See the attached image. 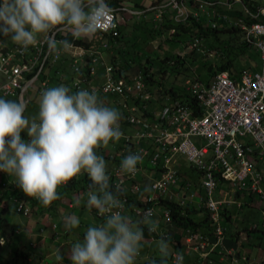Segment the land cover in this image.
<instances>
[{"label": "built area", "instance_id": "2783aa9c", "mask_svg": "<svg viewBox=\"0 0 264 264\" xmlns=\"http://www.w3.org/2000/svg\"><path fill=\"white\" fill-rule=\"evenodd\" d=\"M114 1L118 9L128 5L124 0ZM157 1L152 5L155 10L153 18L160 22L164 21L169 10L175 22L190 17L199 20L200 14L192 9L195 7L209 16L212 28L219 25L238 28L244 44L259 51L261 70L246 69L238 75L224 71L216 73L206 83L198 77L186 78L187 96L183 97L153 88L141 73L125 76L114 65L104 61L99 47H75L77 56L89 55V62L86 73L77 77L73 86L76 91L85 88L95 90L100 97L112 96L111 100L121 114V131L124 134L121 146L115 153L105 152V157L112 162L108 170L112 191L115 193L116 186L120 185L119 198L124 203L123 209L115 211L126 215L131 210L132 215L139 219L146 210L152 209V218L159 216L167 227L161 234L167 238L170 236L168 228L174 225L171 204L181 208L180 216L184 214L185 207H202L207 212L208 230L202 232L191 227H178L184 244L200 251L203 257L218 248L219 252L231 255V260L236 261L234 250L225 245L229 209L232 204L237 208L241 204L236 198L238 191L234 192V189L248 190L258 197L263 205L261 220L264 223V0ZM152 2L147 0L146 5L151 6ZM218 7L238 12L231 17ZM111 8L112 14L98 32L116 37L120 34L122 17ZM170 31L174 32V29ZM56 39H60L58 34ZM198 42L196 39L191 48L197 47ZM107 46L106 41L101 45L102 48ZM47 57L53 61L60 59L50 54L42 38L27 52L19 50L18 45L7 46L0 53V95L24 102L25 93L39 76ZM98 68L102 71L99 79L95 78ZM74 69L79 72L78 67L74 66ZM87 76L91 78L87 79ZM45 86L47 81L42 80L41 87ZM41 87L40 93L43 91ZM193 137L206 139V143L197 146ZM137 152L143 156L142 163L137 165V174L132 176L121 172L122 159ZM178 156H185L191 168L198 172L195 180L181 172ZM5 175L0 172L1 187L7 185ZM81 176L88 178L87 174ZM220 183L233 188L223 191ZM83 186L75 188L78 201L81 194H88L90 189L87 184ZM11 187L19 188L16 179L12 180ZM146 188L150 190L146 191ZM18 199L21 200L18 212L24 216L32 214L27 201L20 196ZM87 200L88 195L81 201L87 203ZM68 206L73 207L72 201ZM157 207L161 209L159 214ZM93 212L97 218L105 220L95 208ZM0 239L5 242L1 226ZM182 258L181 254L173 253L172 261L180 262Z\"/></svg>", "mask_w": 264, "mask_h": 264}, {"label": "clouds", "instance_id": "9594fccd", "mask_svg": "<svg viewBox=\"0 0 264 264\" xmlns=\"http://www.w3.org/2000/svg\"><path fill=\"white\" fill-rule=\"evenodd\" d=\"M125 2L128 3V1ZM145 2L147 0H144L142 4L143 10L139 11L144 13L142 15L144 20H146L145 14H149L153 18L155 10L152 5L158 1L153 0L151 6H147ZM110 5L119 15L122 11H131L130 9H132L129 4L124 9H118L114 0H0V36L10 38L14 44L19 46V50L22 52H27L31 47L36 46L42 38L46 42L50 54L54 55L56 59L60 57L59 60H61V52L73 48L76 50L73 54L74 58H79L82 61L86 60L88 63L89 55L86 53L81 57L77 56L78 49L75 47L85 49L99 47L102 50L105 62L114 65L125 76L132 77L119 67L115 60L116 56H114L116 46L119 45L117 38L121 36L122 15H120L122 23L118 36L111 37L98 32L102 25L107 23L108 17L113 12ZM218 8L232 17L237 15L238 12L236 10L228 11L223 7ZM190 19L199 23L203 22L201 17L199 20L190 17L185 21L175 22L171 19V10H169L164 21H159L157 25L163 26L168 22L169 24H182ZM153 21L158 20L153 18ZM201 24L204 26L203 23ZM209 27L212 28L211 22ZM220 27L235 28L241 35L240 30L234 26L220 25ZM216 28H219V26ZM170 29H174V32H171ZM164 30L170 35L177 33L174 26ZM57 34L61 35V37L58 36L59 40L56 39ZM68 34L72 36L71 41L67 39ZM96 34L101 37L96 45L89 41L90 46L88 47L85 44L78 45L75 43V40L87 41L83 38H91ZM198 37L197 35L194 39V41L196 39L199 41L198 46L191 48V44L189 45L190 49H197L200 46L201 37ZM104 41L108 44L106 48L101 47ZM108 51L113 54L111 60L107 59L106 52ZM209 53L213 55L212 52ZM48 58L40 68L39 76L34 80V83L38 79L40 81L44 80L41 78V74ZM77 62L78 60L74 59L72 66L74 67ZM85 71L84 73H86ZM241 71L242 69L233 73L227 72L238 75ZM138 73L143 74L148 82H153L150 74L140 71ZM216 73H213L212 77ZM194 77L199 78L198 75H194ZM86 78L90 79L91 77L87 76ZM95 78H101L100 73H97ZM39 87H41V83L37 86L38 91ZM166 90L168 89H164L169 94L187 96L185 91L180 93L173 87H170L169 91ZM103 99L104 96L100 97L95 90L81 88L72 92L69 87L63 84L49 87L40 93L37 116L30 118L25 115L27 109L25 98L22 102L17 98L16 100H9L0 97V172L15 177L13 180L16 179L19 188L13 189V192L16 193L17 198L20 196L27 201L32 214L36 210L34 209L36 204L33 205L27 197L36 199L47 207L61 198L58 190L70 181L83 174H87L91 181L87 194L88 200L87 203H84L89 210L95 208L101 216L105 217V220L101 219L104 222L103 224L88 227L83 241L72 244L68 257L71 264H137V258L141 256L143 248L142 242L147 241L150 243L153 240H158L156 250L159 255H154L153 259L160 258V262L156 263L151 260V264H203L204 262H215L214 258H218L220 261L228 259L230 264H263L261 260L255 258L254 250L249 247L251 243L250 235L253 232H248V229L258 230L259 227L257 223L250 220L252 212L259 211L260 223L264 228V223L261 220L263 205L258 197L250 193L252 200L244 202L239 200L240 197L237 192L238 196L236 195V198L241 204L235 210L232 204L227 215L226 225L228 231L225 245L227 248L234 250L236 261L231 260V255L219 252L218 248L206 257H203L200 251L187 248L181 238V230L174 226L175 223L168 228L170 236L164 238L161 234L166 231L167 227L159 216L156 219L152 218L154 215L152 209L146 210L139 219L132 215L131 210H129L130 216L128 211L126 215L122 211H115L124 208V203L119 198L121 186H116L115 193L112 191L107 162L102 155L98 154V150L107 149L110 144L119 142L124 134L121 131V114L119 110L116 109L111 99L108 102H111L113 107L107 105ZM24 133L27 135L26 139L22 138ZM142 161V154L138 152L131 153L122 159L120 170L123 173L135 176L139 171L137 165ZM262 187L264 189V179ZM16 190L22 191L24 194H17ZM145 190L150 189L146 188ZM254 198L259 201L258 204L257 202L253 203ZM83 199L85 198L80 197L78 201L75 198V201L79 203ZM64 200L61 204H67ZM244 208L249 209L248 214L243 215L249 216L247 223H245L244 217L239 218L238 215L239 209L242 211ZM179 209L181 210V208ZM183 209L184 213L187 210L196 211L195 215L197 217L193 218L191 215V220L197 225L202 223L204 227L199 225L194 230L207 232L208 223L205 209L195 205ZM4 210L3 208L2 211L4 212ZM44 213L40 215L43 217ZM192 213L190 212L189 215ZM203 214L205 215L203 216ZM0 218L1 221L5 217L0 216ZM158 220L162 221V225L158 224ZM53 223L55 222L50 225L52 229L54 228L52 227ZM72 224L78 226L79 221L73 219ZM2 228L5 242L0 239V244H2L0 246L5 245L12 238V236L6 235L8 227ZM228 240L233 241V245H228ZM246 243H248V246H245ZM259 244L253 243V246L258 248ZM170 245L172 252H170ZM173 253L181 254L183 256L182 260L174 263L172 261ZM63 259L64 257L61 254L57 256L58 261L62 262Z\"/></svg>", "mask_w": 264, "mask_h": 264}, {"label": "rangeland", "instance_id": "374dc122", "mask_svg": "<svg viewBox=\"0 0 264 264\" xmlns=\"http://www.w3.org/2000/svg\"><path fill=\"white\" fill-rule=\"evenodd\" d=\"M127 1L128 4L132 6L130 7L132 9H130L131 11H122L120 13L123 17V24L121 25L122 43L117 45V48H120L122 51L119 53L117 52L115 60L119 67L130 76H134L139 71L150 74L153 78V88L159 87L164 90L173 87L180 93L184 92V80L186 78L192 79L194 75H198L201 81L205 82L211 79L216 65L228 59L232 60L233 67L236 71L241 69H251L253 71L261 70L259 52L252 46H244L241 35H239V37L232 35L231 38L234 37L232 39L229 38V34L222 32L218 39L213 35L207 37L198 35L201 37L200 46L192 50L189 45H191L197 37V32L195 34L180 32L179 34L175 33L176 36L170 35L166 30L161 33H151V28H159L161 25H157L159 21H153V18L150 17L149 14H145L146 20H144V17H142L144 13L139 12L143 10L142 4L144 0ZM192 9L198 11L205 28H208L211 22L209 16H207L204 11L201 12L195 7H192ZM192 21L193 20L190 19L187 23ZM219 28H221L220 25ZM100 38V35L96 34L91 38L83 39L96 45ZM81 44L83 45V43ZM13 45L16 44H14L10 38L0 36V53L6 49L7 46L11 47ZM231 48L236 50L232 52ZM209 52H212L213 55H210ZM106 53L107 59L111 60L113 54L110 51ZM74 59L78 60L77 64L74 65L79 68V73L75 72L72 66ZM177 59H179V62H176ZM86 63L87 61L79 60V58L76 57L71 58V60L61 59L57 61H53L51 57H49L41 74V78H43L44 81L47 80L48 85L46 88L42 89L45 90L49 87L63 84L69 87L72 92H75L76 90L74 89L73 83L77 77H80V75L84 73ZM211 65L213 69H208ZM97 73H100L101 76V70L99 68ZM40 83L41 81L38 79L25 93V99L27 100L25 115L27 117L31 118L38 114L40 93L37 90V86H39ZM103 96L104 102L113 107V104L108 102V100L112 99V96L107 94ZM0 97L16 100V98L13 97H5L2 95H0ZM22 138H27L26 133L22 134ZM192 140L197 146L206 143V139L200 137H193ZM120 146L121 140L110 144L107 149L102 148L98 150V154L102 155L107 162V170L112 166V162L105 157V152L115 153L119 150ZM177 160L181 172L193 176L191 179L195 180L199 174L191 168L185 156H178ZM14 178L15 177L7 175L4 178L7 185L4 187L0 186V216H4L7 219L9 226L14 231L12 238H10L5 245L0 246V264H71V260L68 257L72 244L77 241H83L88 227L97 226L104 222L101 221L100 218H97L92 212L93 209L89 210L86 204L75 206L76 203L74 201L77 196L75 192L72 196H66V200H64L65 203L69 201L74 202H72L74 206L70 209L67 204L61 208L57 206L59 210L53 213V216L50 213H46L45 216L42 217V215H40L42 213H38L37 211L39 208H36L38 206L36 204V206L34 205V209H36L37 213L24 216L17 210L21 200L17 198L16 193L13 192L11 187V182ZM219 186L223 191L233 188L226 183H220ZM61 189L62 188L59 190ZM233 191H238L240 201L249 202L252 200L248 190L240 191L234 189ZM81 197L87 198V194L82 193ZM256 202L257 204L259 203V201L254 198L253 203ZM26 205L29 206L27 202ZM232 206L234 210L237 209L235 204ZM3 208L5 209L4 212L2 211ZM156 210L160 212L159 207H157ZM248 210V208H244L242 211L239 209L238 212L239 218L244 217L245 223L249 221V216L243 215L248 214ZM204 215L205 214H203V216ZM192 217L195 218L197 216L192 215ZM232 217L234 216L232 215ZM73 219L79 221L78 226H73ZM250 220L257 223L259 227L257 231L250 235L251 243L249 247L254 250L255 258L263 260L264 264V251L259 250L257 246H253V243L256 245L260 243L261 249H264V228L260 223L259 211L252 212ZM52 222L56 223L53 229L50 227ZM158 224L162 225V221L158 220ZM53 232L54 234L51 236L50 233ZM41 237L42 239L39 240ZM157 241L158 240H153L150 243L147 241L142 242L143 248L141 256L137 258V264H151L150 261L153 260V256H159L156 250ZM245 246H248V243H246ZM170 252H172L171 245ZM181 252H183V250H181ZM60 254L64 257L62 262L57 260V256ZM217 263L218 262L215 261L213 263L204 262L203 264ZM222 264H230V262L226 259Z\"/></svg>", "mask_w": 264, "mask_h": 264}, {"label": "trees", "instance_id": "16d2710c", "mask_svg": "<svg viewBox=\"0 0 264 264\" xmlns=\"http://www.w3.org/2000/svg\"><path fill=\"white\" fill-rule=\"evenodd\" d=\"M231 13H236V12H231ZM201 23L203 22H196V21H192V22H189V23H182V24H169L166 23L164 24L163 26L157 28V27H154V28H151V33H161L163 32V30L165 28H168L170 26H174L176 29H177V33L179 34V32H189L190 34H195L196 32V36L199 35V36H202V37H207V36H210V35H213L216 39L219 38L221 32L222 33H226V34H229V38L232 39L234 37L231 38L232 35H235L239 37L240 33L238 32L237 29L235 28H205V26H203ZM192 24V25H190ZM198 28V30H197ZM117 42L122 43L121 42V36L117 38ZM75 43L76 44H81V43H85V46H90L89 42L88 41H83V40H75ZM112 43V42H111ZM245 46V44H244ZM244 48V47H243ZM242 48V49H243ZM212 49V48H210ZM232 49V52L235 51L236 49ZM241 49V50H242ZM122 50L120 48H117L116 49V52L114 53V56H116L117 52H121ZM87 59V57H86ZM86 61V60H84ZM177 62H179V59L176 60ZM208 69H213L212 65L208 67ZM221 71H230V72H235L236 69L233 67V64H232V60L228 59L226 61H223L222 63H220L219 65H216L215 69L213 70V73H216V72H221ZM170 89V88H169ZM166 90V91H169ZM174 93V92H173ZM83 184H87L89 187L91 185V181L89 180V178L87 177H84V176H81L79 179L77 180H72L70 181L66 186H63L61 190H59V194H60V199L57 200V201H54L50 206H44L42 205L38 200L36 199H32L30 197H27V199H29L32 204H37L38 205V208H39V213H50L51 215H53V213H56L58 211L57 209V206L61 205V206H65V204H61L62 201L66 198V196H69L70 192H72V190H74L76 187L78 188H81L79 186H83ZM17 194H20V195H23L24 193L22 191H19V190H16ZM68 204V203H67ZM171 207H173V217H174V223H175V226L176 227H182L183 229L186 228V227H191L192 229H196L197 227L202 226V223L200 224H196L194 223L192 220H191V215H195L196 214V211L194 212L193 210H187V212H185L183 215L181 214V216L179 215V211L180 209L179 208H175V205L174 204H171ZM200 211V210H198ZM190 212H193L192 214L189 215ZM0 226L1 227H8V229H6V235L11 237L13 236V229L9 226V222L7 221L6 218H4L3 220L0 221ZM257 231V229H254V228H250L248 229V232H255ZM155 261L156 263H159L160 262V258L158 259H153L152 262ZM261 262L263 263V260H261Z\"/></svg>", "mask_w": 264, "mask_h": 264}, {"label": "crops", "instance_id": "0c3cea01", "mask_svg": "<svg viewBox=\"0 0 264 264\" xmlns=\"http://www.w3.org/2000/svg\"><path fill=\"white\" fill-rule=\"evenodd\" d=\"M125 1H127V0H125ZM146 3V2H145ZM144 3V4H145ZM58 36L59 37H61V35L60 34H58ZM41 39V38H40ZM67 39L69 40V41H71V39H72V36L70 35V34H68L67 35ZM116 48H117V46H116ZM76 52V50H74L73 48H71V49H69L68 51H66V52H61L60 53V55H61V59L62 60H71V58H74V56H73V54ZM73 63H74V61H73ZM62 188V187H61ZM75 191V189L74 190H72V192H70V194H69V196L71 195H73V192ZM76 204H75V206L76 205H85V203L84 202H82L81 200H80V202L78 203L77 201H74ZM73 202V203H74ZM34 205V204H33ZM74 205V204H73ZM62 206H60V208H61ZM36 208H38V206L36 207ZM85 208V207H84ZM59 210V209H58ZM37 211H39V210H37ZM58 212V211H57ZM35 213H37L36 212V210L34 211V214ZM39 213V212H38ZM45 214L46 213H44V216H45ZM128 214H129V216H130V212L128 211ZM53 216V215H52ZM198 217H200L199 215H198ZM53 234H54V232L53 233H50V235L51 236H53ZM51 236H49V237H51ZM56 236V235H55ZM54 236V237H55ZM42 239V237L39 239V240H41ZM228 245H233V241H231V240H228ZM258 248H259V250H262V251H264V249H261V244H259L258 245ZM214 260L215 261H217L218 263L217 264H222V262L223 261H225V260H223V261H220V259H218V258H214ZM258 260V259H257ZM219 262H221V263H219Z\"/></svg>", "mask_w": 264, "mask_h": 264}]
</instances>
